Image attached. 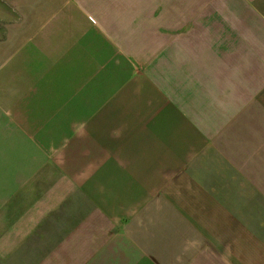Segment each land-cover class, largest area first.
Masks as SVG:
<instances>
[{
	"label": "crops",
	"instance_id": "crops-1",
	"mask_svg": "<svg viewBox=\"0 0 264 264\" xmlns=\"http://www.w3.org/2000/svg\"><path fill=\"white\" fill-rule=\"evenodd\" d=\"M60 1L0 52V264H264V0Z\"/></svg>",
	"mask_w": 264,
	"mask_h": 264
},
{
	"label": "rangeland",
	"instance_id": "rangeland-1",
	"mask_svg": "<svg viewBox=\"0 0 264 264\" xmlns=\"http://www.w3.org/2000/svg\"><path fill=\"white\" fill-rule=\"evenodd\" d=\"M40 2L41 0H0V52L5 46L17 45L29 31L33 33L37 30L39 24L46 20L45 16L52 14L63 3L60 0H50V9H46L47 5ZM89 20L94 19L90 17ZM3 62L5 60L0 59V69Z\"/></svg>",
	"mask_w": 264,
	"mask_h": 264
}]
</instances>
